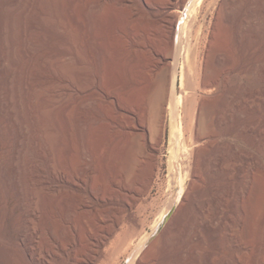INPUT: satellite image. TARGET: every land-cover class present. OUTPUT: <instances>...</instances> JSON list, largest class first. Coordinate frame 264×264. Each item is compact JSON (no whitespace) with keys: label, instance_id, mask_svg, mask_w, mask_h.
I'll return each instance as SVG.
<instances>
[{"label":"bare ground","instance_id":"bare-ground-1","mask_svg":"<svg viewBox=\"0 0 264 264\" xmlns=\"http://www.w3.org/2000/svg\"><path fill=\"white\" fill-rule=\"evenodd\" d=\"M45 1H22L21 3L19 2L21 6H18L20 11L13 8V10H18V14L20 13V16L17 14L20 18L14 24L19 28V34L17 35L19 36L20 42L18 45L14 41L18 37L17 35L16 37L14 36L15 33L14 35L12 34L15 38L11 37V35L9 36L12 39L10 40L11 44L10 42L9 44L13 50L19 51L23 59V65L20 72L22 74L20 82L18 84H8L10 95L7 97L6 103L11 109L8 114L11 123L21 135L14 138L13 147L6 159L5 156L8 153L5 154L6 151L4 150L5 153L2 151L5 149V144L2 143L4 141H2L1 136L5 132V137L6 135L8 137L12 132L10 125L5 123V118H0V121L1 119L3 120L1 123L3 124L4 122V126H0L1 129L4 128L9 133L8 135L6 130H0V151H2L0 152V222L2 230H7V225L5 224L6 207L11 196L15 198V209L19 212L14 227L16 241L12 242L8 237L0 234V251L3 258H6L9 251L14 250L21 257L24 264H97L102 256L103 247L118 229L122 220L126 216H131L133 208L137 206L141 198L149 191L156 173L158 161L155 157V148L151 149L146 155L144 165L141 163L142 161L139 162V164H142V168L140 166L138 168L139 164L137 166H134V164L131 166L132 161L135 160L133 140H145L148 137L147 122L144 118L148 110L146 103L147 97L151 98L155 90L161 88L162 83H165L163 80L164 82L162 81L159 87L158 85L160 83L157 84V81L159 80L160 82L161 78L156 79V77H160L161 75L162 78H165L166 75L168 77L175 73L180 74L181 86L185 88L184 91H186L185 95L188 97V103H191V96H188V93L192 89L189 84L192 83L193 70L196 66H199V71L204 73L206 75L205 78H207L209 76L208 72L215 69L214 66L224 57H220L219 46L217 47V32L215 30L207 36V39H209L208 44L204 46L202 44L203 24L198 25V17L205 0ZM12 7L14 6L12 5ZM12 12L11 14L13 15ZM53 12L58 17V20H50L51 22L49 23L47 19H49ZM12 17L16 18L17 16ZM226 18L228 23L231 22L232 18L230 19L229 16ZM44 21L48 23L45 22L46 24H44ZM11 23L13 25L12 21ZM53 31L67 35V38H69V49L65 50L64 55L60 59L62 60L64 57L70 56L75 63L76 84L71 86L59 85V80L55 72L56 68H54L56 63L54 62L56 59L59 62L60 59L53 50H43L44 43L53 44V38H55ZM74 45L77 47L75 51H73ZM79 47L84 50H90V58H95L94 61L100 65L104 64L99 67V71H90V66L88 65L89 60L83 58L80 50H78ZM9 48L11 49V47ZM203 48L208 49V55L205 58L201 56ZM9 55L12 57L14 54L9 53ZM8 62H13L15 65L17 61L15 58H12ZM219 63L221 62L219 61ZM103 73L109 75V77L120 74L122 78L120 81H111L109 84L103 85L101 78ZM234 77L237 78L238 75L235 74ZM176 79L177 77L175 76L172 81V87ZM215 81L214 86L207 85L208 81L206 83L204 82L206 84L205 87L203 86L204 95H208L215 88H220L224 83V79H215ZM209 82L211 83V81ZM187 83L189 87L187 85L185 87ZM157 87L159 88L157 89ZM160 90H158L159 92L156 91V93H160ZM69 93L75 94L77 100L80 102L77 100L72 101L68 97ZM158 93L153 98H159L162 92L160 94ZM230 96L228 97L230 98ZM17 97L18 99L21 98V100L18 101ZM91 97L94 100H91ZM262 97L261 99L264 101V96ZM150 98L149 100H151ZM157 99L155 101L153 100L157 109L155 106L150 105L151 107H155L153 109H156L157 112L155 110V112L152 111L153 109L150 111L154 115L157 113V115H151V121L152 116L155 118L152 123L148 124L153 125L151 128L154 127L152 130H149L153 132L154 129V132H157L156 136H160L163 127L162 119L164 109L162 100L164 98L160 99V101L158 99L159 102ZM180 99L181 97L177 101V99L174 100L173 96H171V127L175 137V147L178 149L173 153L170 165L173 179L181 178V192L177 200L173 203L171 202L172 204L170 206L168 205V212L164 214V210L163 216H158L161 220H158L159 223L156 221L158 224L157 226L155 225L156 230L153 229L154 233L144 238L142 245L137 251L136 259L139 264H143L145 256L158 245L157 243H159L161 251L171 246L166 243V235L174 226L175 219L186 204H191L194 211H196V226L193 230H190L186 226L180 236H175V244L173 246L180 253L185 252L186 246L189 243L201 241L202 234L203 237L208 233L215 234L218 226L221 224V220H223V212L219 217V213L214 216L208 215L209 207L203 202L209 197V193L207 194L206 192L207 198L201 196L205 200L199 197L202 205L198 198L200 196L198 194L202 188L199 186L201 188L199 189L196 183L199 185L202 181L199 176L200 173L201 175L203 173L202 171L199 172L202 163L207 166L205 168L203 167V170H208H205L204 173L208 172L213 177L214 174L219 173L221 176L222 172L223 174L230 172L229 164L225 163V159L228 156L224 158L226 155L222 156L219 152L213 153V150L211 151V155H206V158L201 156L199 146L201 144L203 146V143L207 142L205 137H208L209 134H207L208 136L202 135L203 132H200V135V129L192 135L194 136L195 147L189 149L185 145H182L185 137L181 131V121L178 111L182 103V99ZM19 102L22 103L20 104L23 109ZM194 105L196 110L202 107L199 103H194ZM87 106L91 107L90 111L96 114L95 121L103 126L110 137L109 141L103 146L95 148L90 153H84L75 160L68 142L70 138L67 137V126L72 122V117L85 112ZM212 108L214 109V107ZM2 110L3 108L0 107V117L3 116L1 113ZM209 110L210 112L214 111L211 108ZM210 112L208 114L212 115L213 113L211 114ZM39 115L47 116L48 118H54L57 115L63 117L65 122L62 133L64 139L61 138L64 143V148H62L63 152H61V155L64 157L63 161L57 162L59 155L55 148V142H57L55 130H51L45 135L43 142H46V144H43L37 135L34 136L33 145L24 143L23 138L26 136L24 126H32L35 124ZM202 116L204 117V115ZM215 118L214 120L212 119L215 126L218 125L221 127L224 125L225 119ZM210 120L208 121L210 122ZM213 124L211 123L210 129L213 127ZM203 128L206 129V125ZM249 131L257 133L255 128H250ZM151 138L153 137L151 136ZM215 144L217 142L213 143L216 147ZM209 145L211 146L210 143ZM218 145L220 143L217 144V147H219ZM262 147L264 148V144L263 146L261 145L260 149ZM221 149L223 148L221 147ZM208 153L205 152V154ZM202 157L203 161L201 162ZM89 160H92L96 166L92 170L99 173L98 178L96 176L98 173L94 172L96 173L94 179L97 180L95 177L98 179L101 178L102 180L105 179V183L108 182L111 186V188L109 187L110 191L106 188V193L103 191L101 193V190L98 188L97 191L100 193H94L95 188L93 186H95L96 182L93 179L95 183L92 185L93 188H91L94 191L92 190L93 192L89 196L84 194L73 196L70 194L71 191L74 188L81 190L82 187L88 184L86 181L91 178L89 169L92 163L90 162L89 164ZM244 161H247L246 157ZM224 163L226 165L228 164V171H226V165ZM243 163L247 164L248 161ZM129 166L135 168L134 170L141 169V172L138 170L139 175L138 172L136 175L137 170L134 171L132 168V171L129 170L135 172V180L137 177L136 184L128 183L131 186L136 185L135 188L133 186L131 188V186L129 187L128 184L127 186L124 183L126 177L128 178L127 181L130 177H133V173L131 175L125 174V172H128L126 168ZM183 172L188 177V180H191L190 183L184 181ZM257 175H261V173ZM202 176L204 177V175ZM209 177L208 179H210ZM225 179L228 180V177ZM256 179H259V176ZM261 179L264 181L262 177ZM250 181L246 183L250 184ZM108 183L104 187H108ZM213 185L211 184L210 186ZM244 187H248V185ZM244 187L243 190L245 189ZM216 189L219 188L216 187ZM248 189L250 198H247L249 201L247 199L245 200L249 203L246 202L245 204L248 210L245 211L247 216L245 218L246 221L244 219V223L248 224L245 227L254 225L253 227L261 235V233L264 234V184H250ZM197 198L199 199L198 201ZM214 201L215 198L211 199L210 202L208 201L207 204L210 205ZM100 203H104V206L110 203L109 205L112 206L109 208L110 211H99L98 207ZM247 204L249 205L246 206ZM258 231L256 232L257 234L254 231V235L260 238ZM248 233L251 235L253 232L251 233L249 231ZM258 237L256 238L258 239ZM262 237L261 239L263 241L264 238ZM243 239L245 238L243 237ZM236 240L235 243L237 242ZM40 241L43 243L42 245H40ZM260 241L258 242L261 243ZM238 245L240 246V244ZM258 246L262 248V244L261 246L258 244ZM259 254L261 256V253ZM208 257L207 259L205 257L206 262L210 260H208ZM223 264L225 263L223 262Z\"/></svg>","mask_w":264,"mask_h":264},{"label":"rangeland","instance_id":"rangeland-1","mask_svg":"<svg viewBox=\"0 0 264 264\" xmlns=\"http://www.w3.org/2000/svg\"><path fill=\"white\" fill-rule=\"evenodd\" d=\"M22 1L23 2L24 1L25 2H28V1L29 2H32V1L46 2L45 0L44 1L42 0H39V1L38 0H0V107L3 108L1 113L4 116L3 117L1 115L2 117L0 118L2 119L5 118V123L7 125H10V130L12 132L9 135L7 130L2 128L3 130H6V132L9 135L8 137L7 135L5 137L6 133L3 132L4 134H2L1 136L2 141H4L2 143L5 144L4 146L5 149H3L2 151L3 153H5L4 152L5 150L6 151L5 154L8 153L7 156H5L6 159L10 153V150L13 147L14 138L21 135L19 131H17L13 127V124L11 123L10 116L8 115L11 109H10V106L6 103V100H7V97L10 95V92L8 90V84L10 83L18 84L22 78V74L20 72H21V67L23 65V59L21 58L19 51L13 50L12 46L10 45L11 44L10 40H12L11 37L15 38L16 35L19 34L18 26L14 24H16L17 23L16 20L20 18L19 17L20 13L18 14V10L20 11L19 7L21 6L20 3ZM47 2H50V1L47 0ZM10 3H13V4L10 5ZM12 5L14 7H12ZM227 6L229 7V9ZM13 8L18 9V10H15V9L13 10ZM201 8L202 9L198 17V25L203 24L202 44L203 46L205 44L206 45L208 44L209 39H207V36L210 34V32L215 30L217 32V44H218L217 47L219 46L218 49L220 50V54H221L220 57H224L223 58L224 62H223V59H220L219 61L221 63H219L218 61V63L216 64L218 66L215 65L214 66L215 69H213L212 71L210 70L208 72L209 76H207V78H205L206 75H204V73L199 71L200 67L196 66L195 68L196 70L195 69L193 70L194 74L192 73V83L189 84V86L192 89L188 93V96H191L190 102L192 104L188 103L189 100L187 99L188 97H186L187 95H185V92H186L184 91L185 88L181 86L180 74L175 73L174 75H171L168 77L166 75L165 78L164 77L162 78L161 75L160 77L159 76L156 77V79L161 78L160 82L159 80L157 81V84L160 83V85H158L159 87L161 86V82L163 80L165 81V83H162L161 88L157 87V89L159 88L162 90V91L160 90V93L161 92L162 93L161 94L158 93L159 89L155 90L154 92L156 93V91H158L157 93L161 95V96L159 95L161 97L159 98L160 99L164 98L162 100L163 109H164L163 119H162L163 120L162 131L160 133V136L158 135L156 136L157 132H154V129H153V132L150 131L152 130V128H154V127L151 128V126L153 125L148 124V123H152L153 119L155 118L154 116L157 115V113L154 115L152 112L154 110L157 112L156 110L157 107L156 105H154L155 104L154 101L158 98V97L156 99L153 98V96H156L157 94L156 93L154 95L153 93V96L151 98L149 97L152 100V102L147 97L146 103H147L148 110L144 115V118L147 122V127H148V133H147L148 137L145 140L144 139L143 140L141 139L133 140V144L135 147L134 149L135 160L132 161L131 163V166H133V164L134 166H137V164H139V162L142 161L141 163L144 165V160H145L146 155L151 149L155 148V157L158 161L156 173H155L152 185L149 191L146 193L147 195L145 194L141 198L137 206L133 208L131 216H126L122 220V223L119 225L118 229L115 231V233L110 237L106 245L103 247L102 256L99 259L97 264H131V263L139 264L138 260L136 259L137 251L139 247L142 245L144 238L149 237L154 233L153 229L156 230L155 227L159 223L158 220H161L160 217L163 216L162 214L164 210H165L164 214H166L169 210V206L177 200L181 192V178L173 179V177L171 176V165H170L171 158H172L173 153L178 149L177 147H175V137H174V133L171 127V122H172L171 120L172 118L171 117L172 115L171 96H173L174 100L177 99V101L179 100L180 97L182 99L181 101L182 103L178 108L179 115H180V121H181V131L185 137L184 138L185 140L182 142V145H185L189 149L195 147V140H194V136L192 135L195 134V131L197 132L200 129L201 130L199 131L200 135L202 132H203L202 135L209 134V136L207 135L208 137L204 136L207 142L203 143V146L202 144L199 146V153L201 152L200 153L201 156L206 158L207 157L206 155H211L212 152L213 153L219 152L220 154H222V156L226 155L224 156V158L228 156L225 159V163L229 164L230 172H228L227 174L224 173L226 176L223 174V172L221 176L217 172L218 174H214V177H215L214 178L213 176H211L210 173L208 172H206L207 174L204 173V171L207 169L203 170V167L205 168L207 166L204 163H202L201 166L202 165H205V166H202V167L200 166L199 172L202 171L203 172L202 175H204V177L200 173L199 176H200V179L202 180L200 182L201 185L200 184L197 185L196 183V186H198L199 189L202 188L201 192H199L198 194L200 195L198 196V198L201 196L203 197L205 196L207 198L208 193H209L208 198H211V199L215 198V201L213 203H210L209 205L207 203L208 201L210 202L211 199L207 198L205 200V198L201 197L202 200H205L203 203L209 207L208 215L214 216L219 213L218 214V217H219L222 215L221 213L223 212V215H222L223 220H221V224L218 226L215 234L214 233H208V234L204 233V234H207L204 237L202 234L201 241L195 242V243H189L186 246L185 252L180 253L173 246L175 244L174 242L175 236H180L181 233L185 230L186 226L190 230H193L196 226L195 225L196 224V221H195L196 211H194L191 204H186L184 206V209H182V211L178 214L177 218L175 219L174 226L166 235V241H167L166 243L170 244L172 247L170 246L169 248L161 251V247L159 243H157L158 245L156 244L157 246H155V248L152 249L145 256L143 264H223V262L225 264L226 263L228 264L229 262L230 264H264V246H263L264 239L263 241L261 239V237L264 234L261 233L260 235V232L256 228L253 227L254 225H251V226L248 225L249 227H245L247 226L248 223L246 224L244 223L246 221L245 218H247L245 211L248 210L247 207H245V204L247 202L245 200L247 198H250V195L248 194L249 185L250 184L251 185L252 184H256V185L264 184V181L261 179V177L264 179V151H263L264 148L262 147V149H260L261 145L263 146L264 144L263 143L264 142V101H262L261 99L263 98L262 96H264V0H205ZM225 10L227 11L226 13H225ZM14 11H17V12L14 13ZM11 12L13 13V15L11 14ZM11 15L17 16V17L14 18ZM227 16H229L230 19L232 18L231 22H229L230 24L226 21ZM10 17H11V20H10ZM12 18H14L13 20L15 21H13ZM50 20H58V17L55 15L54 12L50 15L49 19H47L49 23L51 22ZM11 21L13 22V25ZM47 21H44V24L48 23ZM221 33H222V36H221ZM226 33L227 35H225ZM12 34L13 35L15 34L14 35L15 37L12 36ZM53 34H55L54 35L55 38H53V44L51 45V44L44 43L43 50L45 51L53 50L60 59L64 55L65 50L69 49V44H68L69 38H67L68 37L67 35L57 33L54 31H53ZM10 35L11 37H9ZM223 36H225L224 38L226 39H224ZM14 41L19 45V42H20L19 36L16 37ZM8 46L11 47V49ZM75 50H77V47L74 45L73 51ZM78 50H80V54L83 56L84 59L87 58V60H89L88 65L90 66L91 72L99 71L100 69L99 67L104 65V64L100 65L97 62H95L94 61L95 58H90L91 56L90 50H84V49H81L80 47L78 48ZM207 52H208V49L206 48L202 49V55H201L202 58H205L208 55ZM9 53H11L12 55L14 54L15 56L13 55L14 57L13 56L11 57ZM227 57H228V60H227ZM12 58H15L18 64L17 62L15 65L13 62L9 63L8 61ZM64 58L62 60L60 59L59 62L57 59L55 60L54 63H56V65L54 66V68H56V70L55 69L54 70L57 74V77L59 80L58 83L60 86H67V85L71 86L73 84H76V76H75V71H74L75 63L73 62L70 56H66ZM223 73L225 74L223 75ZM233 74L238 75V77L235 78ZM13 76L14 77L16 76L15 77L16 80ZM175 76L177 77V79L174 82V86L172 87V81ZM101 78H102L103 85H107L111 81H120L122 76L120 74H115L112 77H109V75L103 73V76ZM215 79L216 80L224 79V83L221 85L220 88H215L208 95H204L203 91L206 85L205 83L208 81L207 85L214 86V84L216 83ZM209 81H211V83ZM186 85L188 86V83L185 84V87H187ZM228 96H230V98ZM68 97L72 101L77 100V96L73 93H69ZM17 100L20 101L21 98L18 99L17 97ZM91 100H94V98L91 97ZM20 103L21 102H19V104ZM194 103L195 104L199 103L202 107L203 106L204 107L203 108L201 107L199 110H196V108L194 107L195 106ZM203 103L205 104L203 105ZM150 105L155 106L156 109H153L155 107H151ZM190 107H193V108L190 109ZM212 107L216 109L214 110ZM90 108H91L90 106H87V108H85V112H83L80 115L79 114L74 115L72 117L73 118L72 122L70 123L69 126H67V130H68L67 137L70 138L68 142L70 144L71 153L75 160L80 155L84 153H88V152L90 153L94 151L95 148L99 146H103L109 141V137H110L109 134L107 133V131L103 128L101 124L95 121L96 114L91 112ZM210 108L211 110H214V111L210 112L209 110ZM151 109L153 110L150 111ZM208 110L211 114L213 113L212 115L214 116L209 115ZM197 112L198 114L200 113L201 114L198 115ZM151 115H154L152 116L153 117L152 121L150 118ZM202 115H204V117H206L207 119L205 118L204 120H202L204 118ZM209 116L213 118L211 117L209 118ZM214 118L215 119L221 118L222 120L225 119L224 125L221 127L216 125L217 126L216 127L215 123L213 124L212 122V119L214 120ZM2 119L1 121H3ZM209 119H211L210 122L208 121ZM204 121H205L206 129L203 128L205 127ZM211 123L213 124L212 125L213 127H211L210 129ZM64 124L65 122L61 115L54 116V118H48L47 116L39 115L37 120L35 121V124H33L32 126H24L25 132H26V136L25 138H23L24 143L27 145H33V142H34L33 139H34V136L36 135L39 136L40 140L43 142L45 140L44 139L45 135L48 134L51 130H55L56 140H57V142H55V148L57 149V152L59 155L57 158V162L63 161L64 157L61 155V152H63L62 148H64V145H63L64 143L62 141V139H64V137L62 136V133L64 130L63 129ZM0 126H4V122L3 124L1 123ZM250 128H255L257 133L250 132L249 131ZM2 129L0 127V130ZM214 130L216 131L214 132ZM151 133L155 135H152ZM150 134L153 138H151ZM3 137L5 140L3 139ZM216 142L217 144L220 143L221 146L218 145L219 147H217V144H215L216 145L215 147L213 143H216ZM209 143L211 144V146L209 145ZM43 144H46V142H43ZM221 147L223 149H221ZM202 152H203V155H202ZM205 152L206 153L209 152V153L205 154ZM203 157L202 159L200 158L201 162L203 161ZM245 157H246V160L248 161L247 164L243 163V162H247V161H244ZM88 162L89 164L90 162L92 163L90 164L91 167L89 171L91 172V175H90L91 178L92 177L93 178L92 179L90 178L89 180H87L86 183L88 184L82 187L81 190H78V188H74L70 193L73 196L80 195V194L89 196V194H91L94 190H95L94 193H97L98 188L99 190H101L100 191L101 193L102 191L106 193L105 191L107 189L110 191L109 189V187L111 188L110 184L106 182L108 183V187H104V186H107L104 181L105 179L101 175L100 176L104 180H102L101 178L98 179L99 173L96 171H93L94 168L96 167L95 163H93L92 160L91 161L89 160ZM141 163L138 165V168L139 166L142 168ZM225 163L224 165H226ZM228 164L225 166L226 171H228L227 169ZM131 166H129L130 168L129 167L126 168L128 172L130 173L125 172V174L131 175V173L134 174L135 173L134 171L137 170L136 175H137V172L139 175V171L141 172V169L134 170L135 168ZM131 168L134 170L133 172H131L132 171ZM94 172L98 173V175ZM256 172L257 174L261 173V175H257ZM95 174L98 177V178L95 177L97 180L94 179ZM133 174L132 176L134 178L129 176L130 178L128 181H127L128 178L125 176L126 178L124 180V183L126 185L129 182L130 184H136L137 177L135 180L136 175L135 174L133 175ZM250 174L251 175L253 174V175L251 176ZM182 175H183L184 181H188L187 183L191 182V180H188V177H186V174L184 172L182 173ZM205 175L207 178L205 177ZM258 176H259V179L262 181H260L259 179H256ZM208 177L210 179H208ZM227 177H228V180L225 179ZM93 179L96 183L93 182ZM174 180L175 181L177 180L176 181L177 183ZM249 181H250V184L246 183ZM260 182L262 183L259 184ZM94 183H95V186L93 187L95 189L93 190L92 185H94ZM217 183L218 185H216ZM244 183H246L248 187H244V186H247ZM211 184L212 185L214 184V185L210 186ZM130 186L131 185H129V187ZM132 186L133 188H135L136 185H132ZM199 186H201V188ZM169 187H172V188H169ZM216 187L219 189H216ZM243 187L245 188L244 190H243ZM212 188L213 189L215 188V190L213 191ZM200 193H204L205 195L200 194ZM198 198H197V201L200 199ZM201 199L199 200V202L202 204ZM15 204H16V200L14 197L11 196L7 203V207H6L7 214H6L5 224L7 225V230L5 231L2 230V226L0 222V234H3L4 236L8 237L12 242L16 241V232H15L14 227H15V220L19 212L18 210L15 209ZM109 204L110 203L104 206V203H100L98 210L101 212H104L106 210L110 211L109 208L112 206ZM248 205L249 204H247L246 206ZM156 221L158 223H156ZM251 227L255 231V234H257L256 233L257 231L259 232L258 235L260 236V238L254 235V231L250 229ZM249 231L251 233L253 232L252 234L254 236L252 234L250 235V233H248ZM228 234L229 235L231 234V235L229 236ZM242 236L245 239H243ZM254 237L255 238L258 237V239L257 238L255 239ZM235 238L238 240H236ZM235 240L237 241L236 243H235ZM245 240H246V243H245ZM258 241H260L261 243H259ZM42 244L43 243L41 242L40 245ZM238 244H240V246ZM258 244L260 246L262 244V248L259 247ZM258 251H261V252H258ZM259 253H261V256ZM208 256H210L211 258ZM205 257L206 259L208 257V260L210 259L209 262H206ZM259 258L262 260L260 261ZM0 264H24V263L22 262L21 257L14 250H11L9 251L8 256L6 258H3L1 251H0Z\"/></svg>","mask_w":264,"mask_h":264}]
</instances>
